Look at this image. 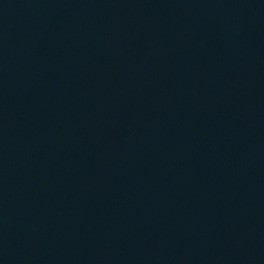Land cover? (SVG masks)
Returning <instances> with one entry per match:
<instances>
[{"label": "water", "instance_id": "1", "mask_svg": "<svg viewBox=\"0 0 264 264\" xmlns=\"http://www.w3.org/2000/svg\"><path fill=\"white\" fill-rule=\"evenodd\" d=\"M0 264H264V0H0Z\"/></svg>", "mask_w": 264, "mask_h": 264}]
</instances>
